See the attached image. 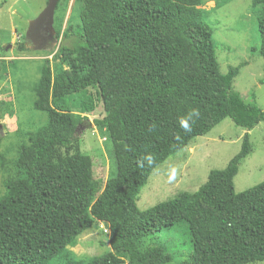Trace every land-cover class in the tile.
I'll list each match as a JSON object with an SVG mask.
<instances>
[{
    "label": "trees",
    "instance_id": "16d2710c",
    "mask_svg": "<svg viewBox=\"0 0 264 264\" xmlns=\"http://www.w3.org/2000/svg\"><path fill=\"white\" fill-rule=\"evenodd\" d=\"M250 3L264 83V0ZM75 4L81 6L75 41L57 49L56 71L43 61L34 88V109L47 115V124L22 134L11 163L0 157L6 173L0 264H169L156 235L180 223L192 246L181 264L264 262V182L238 194L233 187L240 163L252 152L248 134L240 152L210 172L195 193H179L148 211L134 201L156 167L225 119L246 131L264 122V111L232 87L239 68L221 73L202 0ZM63 20L54 17L57 40L72 30L68 20L61 34ZM18 50L25 51V44ZM95 97L104 114L94 126L111 143L116 166L104 185L94 180L92 160L80 153L77 137ZM194 108L199 117L185 133L179 120ZM3 115L0 109V121ZM147 155L152 165L142 159ZM100 224L108 231L107 253L78 258L68 251Z\"/></svg>",
    "mask_w": 264,
    "mask_h": 264
},
{
    "label": "rangeland",
    "instance_id": "374dc122",
    "mask_svg": "<svg viewBox=\"0 0 264 264\" xmlns=\"http://www.w3.org/2000/svg\"><path fill=\"white\" fill-rule=\"evenodd\" d=\"M45 3L46 0H0V56L4 59L0 68V103H3L0 109L4 112L0 121V157L8 163L16 157L22 134L35 133L47 124V115L34 109V88L43 61L50 60L53 71L61 67L60 61L52 58L61 45H72L80 26L81 6L74 5V0H68L67 4L60 2L55 15L65 17V20L69 18L72 30L67 32L68 38L61 35L54 50L31 48L25 35L30 22L42 12ZM202 5L206 11L204 24L212 33L221 73L238 67L233 89L242 95L246 103L264 111L263 60L259 55L257 21L250 0H202ZM63 31L61 29V34ZM21 43L26 47L23 52L18 50ZM5 46L9 47L6 49ZM95 98V107L85 115L87 122L77 129V137L80 153L92 160L94 180L104 185L109 177L115 175L116 166L111 143L94 126V121L104 114L102 104ZM245 134L249 136L252 152L238 167L233 180L234 192L242 193L262 184L264 122L246 131L235 126L230 119H225L207 135L196 137L189 146L156 167L134 198L136 208L148 211L179 193H195L207 181L210 172L224 169L240 152ZM173 167L175 177L169 179ZM5 176L0 168V195L4 193ZM107 232L103 224L83 232L68 251L78 258L105 254L109 251ZM155 243L171 256L169 264H181L192 248L185 223L162 229L156 235Z\"/></svg>",
    "mask_w": 264,
    "mask_h": 264
},
{
    "label": "water",
    "instance_id": "95a60500",
    "mask_svg": "<svg viewBox=\"0 0 264 264\" xmlns=\"http://www.w3.org/2000/svg\"><path fill=\"white\" fill-rule=\"evenodd\" d=\"M60 0H47V4L42 12L30 22L28 30L25 35L26 41L30 39V34L35 30L37 32L41 30H47L50 34L54 35V17L57 5ZM9 47V46H8ZM49 51V49L36 48ZM51 50V49H50Z\"/></svg>",
    "mask_w": 264,
    "mask_h": 264
},
{
    "label": "flooded vegetation",
    "instance_id": "af4514ba",
    "mask_svg": "<svg viewBox=\"0 0 264 264\" xmlns=\"http://www.w3.org/2000/svg\"><path fill=\"white\" fill-rule=\"evenodd\" d=\"M31 48H44V49H55L57 46L56 34L52 35L47 30H41L39 32L33 31L30 34V39L27 41Z\"/></svg>",
    "mask_w": 264,
    "mask_h": 264
},
{
    "label": "clouds",
    "instance_id": "9594fccd",
    "mask_svg": "<svg viewBox=\"0 0 264 264\" xmlns=\"http://www.w3.org/2000/svg\"><path fill=\"white\" fill-rule=\"evenodd\" d=\"M199 117V110L198 109H192L186 116L181 117L179 120V126L180 128L185 132L188 133L191 131V125L195 122V119ZM147 162V164L152 165L153 164V157L151 155H147L142 158ZM175 168L173 167L171 169V174L169 175V179H173L175 177Z\"/></svg>",
    "mask_w": 264,
    "mask_h": 264
},
{
    "label": "crops",
    "instance_id": "0c3cea01",
    "mask_svg": "<svg viewBox=\"0 0 264 264\" xmlns=\"http://www.w3.org/2000/svg\"><path fill=\"white\" fill-rule=\"evenodd\" d=\"M47 4V0H46V3H45V5ZM215 6V5H214ZM68 11V10H67ZM70 11H71V9H70ZM70 11H68V14H70ZM69 20V18L67 19V20H65V17H64V20H63V24H62V27H61V29H65V26H66V23H67V21ZM6 47V49L8 48V46H5ZM1 61H3L2 59H1V56H0V62ZM0 68H1V64H0Z\"/></svg>",
    "mask_w": 264,
    "mask_h": 264
},
{
    "label": "built area",
    "instance_id": "2783aa9c",
    "mask_svg": "<svg viewBox=\"0 0 264 264\" xmlns=\"http://www.w3.org/2000/svg\"><path fill=\"white\" fill-rule=\"evenodd\" d=\"M16 40H19V38H17ZM2 60H4L3 58H1Z\"/></svg>",
    "mask_w": 264,
    "mask_h": 264
}]
</instances>
